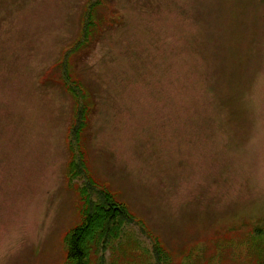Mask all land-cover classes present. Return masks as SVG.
Instances as JSON below:
<instances>
[{
  "label": "rangeland",
  "instance_id": "1",
  "mask_svg": "<svg viewBox=\"0 0 264 264\" xmlns=\"http://www.w3.org/2000/svg\"><path fill=\"white\" fill-rule=\"evenodd\" d=\"M87 2L0 0V264H71L104 191L84 264H264V0H101L70 144Z\"/></svg>",
  "mask_w": 264,
  "mask_h": 264
},
{
  "label": "trees",
  "instance_id": "2",
  "mask_svg": "<svg viewBox=\"0 0 264 264\" xmlns=\"http://www.w3.org/2000/svg\"><path fill=\"white\" fill-rule=\"evenodd\" d=\"M101 0H89L85 6L82 18V29L78 38L66 49L60 66L65 77V87L73 93L76 103L80 107L76 109L74 124L69 130V142L73 144L80 133L86 127V110L88 101L85 99L80 83L73 78L68 71L69 58L79 52L88 43L90 37L94 36L96 27L105 22L102 14L98 13ZM115 18V16L111 17ZM51 72V71H50ZM52 73V72H51ZM68 73V74H67ZM84 97V98H83ZM73 155V154H72ZM74 157V156H73ZM74 159V158H73ZM97 199L92 198L83 209V221L74 227L67 237L68 259L71 264H84L90 257L93 247L105 238L113 229L114 222L119 217L133 218L128 212L126 203L114 197V193L104 191ZM97 200V201H94Z\"/></svg>",
  "mask_w": 264,
  "mask_h": 264
}]
</instances>
